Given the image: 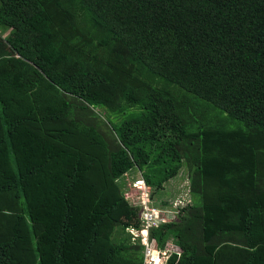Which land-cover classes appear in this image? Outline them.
<instances>
[{"label": "trees", "instance_id": "trees-1", "mask_svg": "<svg viewBox=\"0 0 264 264\" xmlns=\"http://www.w3.org/2000/svg\"><path fill=\"white\" fill-rule=\"evenodd\" d=\"M134 168L163 264H264V0H0V264H145Z\"/></svg>", "mask_w": 264, "mask_h": 264}, {"label": "built area", "instance_id": "built-area-1", "mask_svg": "<svg viewBox=\"0 0 264 264\" xmlns=\"http://www.w3.org/2000/svg\"><path fill=\"white\" fill-rule=\"evenodd\" d=\"M129 189L125 193V197L136 206L141 208V219L143 227L140 230L141 232L147 233L149 229L157 227L159 224L171 222L169 215L164 212V210L152 209L149 207V189L145 183L144 178L138 174V177L134 180H130L125 190ZM145 241V240H144ZM178 251L177 249L166 248V251H156L151 249L148 246H145L144 255H145V264H163L167 259L166 256L170 255V252Z\"/></svg>", "mask_w": 264, "mask_h": 264}, {"label": "rangeland", "instance_id": "rangeland-1", "mask_svg": "<svg viewBox=\"0 0 264 264\" xmlns=\"http://www.w3.org/2000/svg\"><path fill=\"white\" fill-rule=\"evenodd\" d=\"M115 119V118H113ZM131 178H134L135 174L137 173L136 169H132L131 170ZM124 183H128L130 180L129 179H123ZM173 187L171 188L172 190L166 188L165 190H160L156 192L155 195V200L158 201L160 198H165V205H164V212L166 214L169 215L170 220H172V222L176 221V217H177V210L178 208H180L182 205H184L186 199L188 198V191L186 189V181H179V180H175L174 181ZM125 188V187H124ZM175 192V193H174ZM156 203V202H155ZM153 203V205L155 204ZM149 207L154 209L153 206H151V204H149ZM157 211V209L155 210ZM169 249L172 250V247L169 246ZM38 251V250H35ZM35 251L33 253H35ZM41 248L39 250V253L36 254L35 256H33V258L29 259V263H33L35 262V264H48L49 262V256H44V257H38L41 256ZM27 259H25L24 261L27 262Z\"/></svg>", "mask_w": 264, "mask_h": 264}, {"label": "crops", "instance_id": "crops-1", "mask_svg": "<svg viewBox=\"0 0 264 264\" xmlns=\"http://www.w3.org/2000/svg\"><path fill=\"white\" fill-rule=\"evenodd\" d=\"M137 178V173L135 174L134 178H127L126 176H124V179H129V180H134ZM173 185H176L173 183ZM172 185V187H173ZM172 190V189H171ZM175 193V192H174ZM131 233V237H132V243H140L142 244L144 247L145 246H148L150 247L151 249H154L156 251H159L157 248L153 247L154 245H152V243L149 241L148 239V236H147V233L145 232H141V231H138V230H135V229H131L129 231ZM145 240V241H144ZM169 246H171L172 248H174L172 245H167L166 248H169ZM176 249V248H174ZM145 256V255H144Z\"/></svg>", "mask_w": 264, "mask_h": 264}, {"label": "clouds", "instance_id": "clouds-1", "mask_svg": "<svg viewBox=\"0 0 264 264\" xmlns=\"http://www.w3.org/2000/svg\"><path fill=\"white\" fill-rule=\"evenodd\" d=\"M150 192V191H149Z\"/></svg>", "mask_w": 264, "mask_h": 264}]
</instances>
